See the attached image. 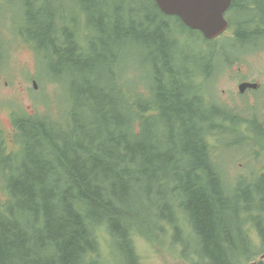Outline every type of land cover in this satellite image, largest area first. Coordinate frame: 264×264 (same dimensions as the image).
Wrapping results in <instances>:
<instances>
[{
	"label": "trees",
	"instance_id": "16d2710c",
	"mask_svg": "<svg viewBox=\"0 0 264 264\" xmlns=\"http://www.w3.org/2000/svg\"><path fill=\"white\" fill-rule=\"evenodd\" d=\"M73 2L92 24L85 38L71 50L69 37L66 45L44 39L47 27L36 24L40 37L30 42L55 76L67 77L75 101L52 114L40 115L41 106L29 113L23 108L27 114L14 115L11 130L0 125V221L10 217L14 225L0 228V264L20 257L35 264L99 263L100 238L108 243L111 264L122 260L121 246L112 241L124 244L123 264H140L135 237L164 248L170 232L178 242L167 247L179 249L185 264H248L263 254L264 214L246 228L248 208L264 213L254 179L238 195L248 203L234 210L216 195L217 186L224 189L204 142L210 129L198 124L211 122L209 112L189 102L185 78L191 71L179 65L172 21L164 27L160 17L166 15L153 0ZM255 2L264 13V0ZM250 10L244 0L239 19L253 15ZM199 55L191 60L201 62ZM130 56L139 57L136 75L125 62ZM133 93H154L156 108L145 94ZM16 177L29 199L6 189ZM234 231L242 250L231 243Z\"/></svg>",
	"mask_w": 264,
	"mask_h": 264
},
{
	"label": "rangeland",
	"instance_id": "374dc122",
	"mask_svg": "<svg viewBox=\"0 0 264 264\" xmlns=\"http://www.w3.org/2000/svg\"><path fill=\"white\" fill-rule=\"evenodd\" d=\"M32 2H37L38 4L54 3L58 5L60 11L63 13L62 20L64 25L72 32L79 34L80 30L84 32L92 26L89 20L78 25L73 5L68 2L61 3L57 0H32ZM108 9L110 12H114L110 8ZM23 11L24 0H6L5 4L0 8V69H4L6 66V57L4 54L5 47L15 42L21 43L23 42L22 40L26 39L34 40L35 38L33 37H37L38 35L35 22L25 17ZM229 14L231 16L235 15L233 11H229ZM160 18L164 20V27H166V18ZM248 20L249 16H242L240 18V25L242 27L240 33L241 39L237 34L236 28H234L235 34L228 39L226 36V39L219 40V42L223 44L220 46L214 45L215 47L210 49L208 60L205 62L191 60L192 57H195L196 54L204 50L201 47L204 45L196 34L188 33L183 24L179 25L180 28L169 29L173 31L176 37L175 45L180 63L179 65L185 66L186 71H192L197 68V73L192 76L191 84L203 93L210 95L211 97H207L208 100L215 97L209 106L205 105L203 100L201 101L203 109L209 112L207 117L209 119L218 118V111L224 110V105L227 107V117L223 122L216 123L212 126L213 131L210 134H205L204 142L210 149L215 150L230 139L228 135L229 132H235L237 137L232 141L231 145L227 146V149L223 150L215 159V166L219 174V183H221V187L224 189L221 192L217 186L216 195L223 201L225 208H232L231 210H234L239 204V193L244 187L249 188L246 182H248L250 178L242 177V175L236 171L237 167L244 162L242 154L246 153L255 142L264 149V46L259 43L257 47L255 46L254 38L257 37L256 34L249 32L250 22H248ZM235 21V18L231 19V22ZM162 25L163 24L158 25L160 29ZM244 42L248 47L246 51ZM32 51L33 48L29 45L12 46L7 54V67L9 68L13 63L11 72H0V125L5 131L12 129V123L7 108L10 110L13 120L14 115L17 119L22 113L25 114L22 110L23 107L27 110H34L35 105L39 104V106L43 108L42 102L51 103L53 101L57 107H61L62 110L69 101H75L73 94H76V92L72 94L67 77L63 74H58L57 83L50 86L49 91L52 96L47 93L38 92L39 90L46 91L47 88L40 83L38 77L35 76L34 73L41 71L48 73L49 69L45 68L42 70L40 68L41 61L36 54H32ZM184 58L191 61L185 63ZM125 62L135 73L141 71L139 57H127ZM239 63L241 65H239ZM239 67H241V72L239 71ZM30 71L32 74L25 79L24 76ZM243 79L252 82L260 81L263 85L256 91L246 88L241 91L239 84ZM34 81L36 83L38 82V88H35V90L32 88ZM133 94H145L152 103H156L154 93ZM187 94H189V102L193 105L197 104L199 99L191 93ZM4 104H6L7 108ZM52 112L53 110L47 107L39 114H52ZM59 117L60 115H58V118ZM232 120L238 121L240 126L238 128H232L229 124ZM255 121L258 122L257 126L251 128ZM256 149L259 148L255 147L253 150L255 151ZM253 156L256 157L255 160L264 159V153L261 154V157H257L258 153L254 152ZM245 161L248 170L255 174V182L253 184L254 193L259 198V201H264V177L257 174L256 164L253 161L250 159H246ZM203 182L207 185L211 183L208 174L204 175ZM171 186L174 187V185ZM168 189L171 190L169 186ZM246 206L248 205L246 204ZM255 207L256 205H253L248 208V210H254ZM174 215V222L177 224V230L183 232L181 215L177 211ZM250 217L257 221L255 216L250 215ZM238 223L235 228L240 232ZM246 227L248 228V226ZM234 232L235 233H232L231 238H233V240L231 243L235 248L242 250L241 246L244 245L243 239L238 232ZM174 239L176 238H174L172 232L166 233L165 247L158 248L156 244H153L144 237H135L140 264H185L183 261L184 259L180 256L179 249L172 248L171 246L167 247L168 241L170 245L178 242V240L176 241ZM100 241L102 244L103 257L101 262L95 264H111L112 256L108 250V243L103 238H100ZM112 245L114 248H119L121 246L122 260L120 264H123L124 260L126 263V255H124L122 251L124 244L121 245L118 242L113 243L112 241ZM194 253L196 254L195 260H200L197 252L194 251ZM245 255H248L246 250ZM257 260H264V255Z\"/></svg>",
	"mask_w": 264,
	"mask_h": 264
},
{
	"label": "bare ground",
	"instance_id": "6f19581e",
	"mask_svg": "<svg viewBox=\"0 0 264 264\" xmlns=\"http://www.w3.org/2000/svg\"><path fill=\"white\" fill-rule=\"evenodd\" d=\"M61 3L63 2H69L71 0H57ZM6 2V1H5ZM5 2H0V8L5 4ZM24 16L31 19L33 22H35V24L38 25H42L47 27L48 31L47 33H45L43 36L44 39H48L49 37H51L50 39L60 43V44H64L66 45L67 42V38H70L69 41V45H67V48L69 49H73V45L74 43H76L77 40H79V38H82L81 34L72 32L69 28H67L64 25V22L62 20V14L60 11V8L58 7V5L54 4V3H46V4H38L37 2H32V0H24ZM97 35V33H96ZM40 37V35H37V38ZM36 41V39H34ZM73 43V44H71ZM192 95L196 96L197 99H199V101L197 102V104L200 105V111H203V107L201 105V101H202V97L199 96L198 93H193ZM96 96V95H95ZM97 97V96H96ZM90 100L95 104L96 107V100L94 96H90ZM198 124H202V130L208 129L210 127V122L202 119L200 121V123ZM176 147L175 145H173L172 148ZM9 173H7L8 175ZM25 178V176H23ZM22 177H16L13 180H10L8 182L5 183V187L8 191H12V192H18L19 195V199L24 201L25 199H29V195H27L26 193H23L21 191V188H19L22 183H21ZM38 186V185H35ZM40 188H45V187H41ZM245 188V187H244ZM244 191H248V189H243ZM252 194V192L249 190V195ZM255 195V193H254ZM248 203L247 200H242L239 203ZM22 207H28L27 204H22ZM1 215V213H0ZM4 217V215H3ZM5 218V217H4ZM14 226L11 223V219L10 217L7 219H4L2 221H0V228H8V227H12ZM35 264V260L32 259V257L30 259H22L21 257L18 258L17 260H5L2 264ZM43 264H50V263H43Z\"/></svg>",
	"mask_w": 264,
	"mask_h": 264
},
{
	"label": "water",
	"instance_id": "95a60500",
	"mask_svg": "<svg viewBox=\"0 0 264 264\" xmlns=\"http://www.w3.org/2000/svg\"><path fill=\"white\" fill-rule=\"evenodd\" d=\"M168 13L180 15L188 25L201 29L209 38L227 25L224 17L231 0H157ZM219 31H216L218 30Z\"/></svg>",
	"mask_w": 264,
	"mask_h": 264
},
{
	"label": "flooded vegetation",
	"instance_id": "af4514ba",
	"mask_svg": "<svg viewBox=\"0 0 264 264\" xmlns=\"http://www.w3.org/2000/svg\"><path fill=\"white\" fill-rule=\"evenodd\" d=\"M249 4L250 11L253 15L249 16L248 22H250L249 32L256 34L257 39L264 44V13L259 10L256 2ZM238 3L236 1L231 5V10L237 13Z\"/></svg>",
	"mask_w": 264,
	"mask_h": 264
}]
</instances>
